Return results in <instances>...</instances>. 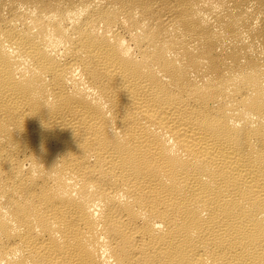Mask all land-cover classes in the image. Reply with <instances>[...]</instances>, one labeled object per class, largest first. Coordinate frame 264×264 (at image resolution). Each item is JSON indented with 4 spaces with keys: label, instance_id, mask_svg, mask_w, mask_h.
<instances>
[{
    "label": "bare ground",
    "instance_id": "6f19581e",
    "mask_svg": "<svg viewBox=\"0 0 264 264\" xmlns=\"http://www.w3.org/2000/svg\"><path fill=\"white\" fill-rule=\"evenodd\" d=\"M0 264H264V0H0Z\"/></svg>",
    "mask_w": 264,
    "mask_h": 264
}]
</instances>
